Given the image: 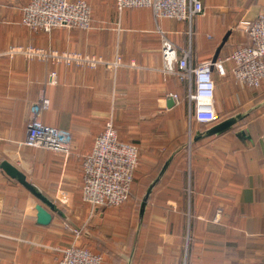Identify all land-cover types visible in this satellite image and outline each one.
I'll list each match as a JSON object with an SVG mask.
<instances>
[{
  "label": "crops",
  "instance_id": "crops-1",
  "mask_svg": "<svg viewBox=\"0 0 264 264\" xmlns=\"http://www.w3.org/2000/svg\"><path fill=\"white\" fill-rule=\"evenodd\" d=\"M29 1L0 0V264H57L55 247L82 240L99 252L102 264H264V80L258 88L242 84L227 60L226 74H218L215 90L221 120L211 127L193 126L188 84L162 70L161 52L165 34L190 49L192 58H212L231 31L219 54L226 58L246 39L243 30H235V21L264 14V0H203L204 13L195 18L191 32L185 21L156 20L149 7L111 12L108 6L112 9L114 0L87 1L91 14L95 11L93 29L37 32L21 22L22 7ZM99 6L106 10L97 13ZM28 46L108 60L120 57L123 65L113 72L104 66L47 63L8 53L12 47ZM49 75L52 80L46 83ZM44 88L50 106L42 120L71 131L74 144L67 156L24 144L31 106ZM108 117L127 126L126 137L147 144L150 169L138 177L128 205L93 208L83 198V161ZM230 119L235 122L228 128L234 130L210 131ZM4 161L22 171L56 208L7 173ZM192 169L200 187L211 186L210 196L233 202L228 209L221 202L224 207H205L198 214L193 240L200 251L188 259V238L176 230L189 227L190 216L183 226L169 220L170 213L181 212L170 197L178 194L172 195L169 186L179 171L185 172L190 199L197 192L191 188ZM65 193L68 204L60 200ZM189 199L185 213L191 209ZM39 205L52 215L49 222L39 221ZM76 228H83L82 239H75ZM230 229L236 231V240L221 236ZM205 230L219 234L206 236ZM178 245L183 248L173 251Z\"/></svg>",
  "mask_w": 264,
  "mask_h": 264
},
{
  "label": "built area",
  "instance_id": "built-area-1",
  "mask_svg": "<svg viewBox=\"0 0 264 264\" xmlns=\"http://www.w3.org/2000/svg\"><path fill=\"white\" fill-rule=\"evenodd\" d=\"M130 7H149L156 20L168 17L186 21L190 32L195 16L205 10L203 0H116L118 13ZM22 11V24L37 32L58 27L88 29L91 25V10L86 0H30L22 7ZM240 25L249 43L237 47L226 58L218 56L215 61L207 58L194 63L190 49L182 48L162 34V70L188 84L187 98L192 110L190 117H195L199 122L212 123L219 119L215 102L216 82L212 71L215 70L219 75L226 74L227 60L233 62V74L242 84L258 88L264 80V14H259L255 19H243ZM15 52L37 57L47 63L104 66L113 72L123 65L120 57L108 60L95 54L60 52L33 46L12 47L8 50L12 55ZM51 80V75L49 78L47 76L46 83ZM49 106L44 88L31 106L24 144L67 156L73 150L72 133L69 129L46 124L42 120L41 114ZM138 161V148L118 137L110 117L84 160L83 198L93 208L122 203L130 192ZM60 200L68 204L70 197L65 193L60 196ZM74 232L75 239H82L83 228H76ZM55 250L60 254L57 264H102V256L87 249L81 241L57 246Z\"/></svg>",
  "mask_w": 264,
  "mask_h": 264
},
{
  "label": "trees",
  "instance_id": "trees-1",
  "mask_svg": "<svg viewBox=\"0 0 264 264\" xmlns=\"http://www.w3.org/2000/svg\"><path fill=\"white\" fill-rule=\"evenodd\" d=\"M88 1V0H86ZM92 7V6H91ZM108 8H110V11L111 12H117V9H116V0H114V4H113V8L111 9L110 6H108ZM106 10V8L104 9V7L102 8V6H99L97 7V13H102ZM233 11V10H232ZM235 12V11H234ZM95 13V11L93 10L92 8V19H91V25L88 29H93L95 28L94 27V24H93V14ZM197 16H195L196 18ZM195 18L193 19L192 21V25H191V30H192V26H193V22L195 20ZM186 22V21H185ZM232 24L234 22H229V24ZM239 24V22H236L235 21V25H233L234 27H236L237 25ZM101 26H103L101 23H100ZM100 25H98V29H104L103 27H100ZM241 25L239 24L238 25V32L240 33L241 30H243L242 26L240 27ZM30 29V28H29ZM57 29V28H55ZM229 28H227L226 30H228ZM32 30V29H31ZM35 31V30H33ZM246 36V39L241 42V43H238L237 45H235V47L232 49L231 53L239 46H242V45H245V44H248L249 43V39L247 37L246 34H244ZM241 38H244L243 36H240V39ZM207 59V58H205ZM203 60V59H202ZM193 61L194 63H197L198 61H200L199 59L195 58L194 57V54H193ZM212 74H213V77L215 79V82H218L219 81V76H218V73L213 70L212 71ZM234 75V74H233ZM227 78V76H226ZM186 100V98H185ZM234 102V100H232ZM187 102V101H186ZM231 104V102H230ZM231 106L234 108V109H237V103L235 102V104H231ZM109 117L105 119V123H104V127H103V130L106 126V123L108 121ZM221 120V113H219V119L218 121ZM113 123H114V127L115 129H117L118 131V136L121 140L123 141H126V142H129V143H132V144H135L136 147L138 148V165L134 171V180L137 179L142 173L143 171H147L149 170V162L147 160V156L148 154H152L150 153L151 150L147 147V144L143 143V141L141 140H137V139H134V138H129V137H126V129H127V126L125 127L124 124H122L120 121H119V118H113ZM214 123L216 122H212V123H205V122H199L198 120L195 119V117H193L192 119V125L194 126V124L196 125H199L200 127H211ZM234 126L231 127V128H228L226 129V131L228 132L229 130H234ZM102 132V131H101ZM73 137V136H72ZM90 154V152L86 153L84 155V160L86 158V156ZM84 163V161H83ZM186 166L184 165H181V169L182 170H186L185 168ZM192 180H191V188L193 191H197L195 193H191V197L189 199V197H187V178H186V174L185 172H181L179 171L178 174H177V177H176V180H174L170 186H169V190L171 192V194L173 195L175 193H177L178 195L176 196L174 194V196H170L172 199L176 200L177 203H178V207H179V211L180 213H170L169 214V220H174V219H177L179 222H181L182 226L184 224H186L187 222V219H188V215L190 216L189 217V220H190V226L189 227H181V229L179 230H176V234L178 236H181V237H184V238H188V250H187V253H188V259L191 257L192 253L195 252V251H200L199 247H196V244L193 240L194 236H195V232H194V228H195V225L198 223L197 221V218H198V214L200 213L201 214V211L205 208V207H210V211L211 210H215L217 207H219L221 204V202H223V205L228 209L231 205H232V202L233 200H231V198H222L221 196L219 195H212L210 196V194L212 193V190H211V186L210 185H207V184H204L202 185V187L199 186V184L196 183L195 181V178L193 177L194 176V171L192 169ZM133 180V182H134ZM133 182H132V185H131V188H130V192L126 198V200H124L122 203L118 204V205H112V206H121V205H128L133 197V194H134V186H133ZM205 195V197H204ZM168 197V199L170 198ZM188 199L190 200V205H191V209H190V212L189 213H185V212H188ZM227 203V204H226ZM222 205V206H223ZM98 206H106V205H98ZM97 206V207H98ZM168 206V205H167ZM223 206V207H224ZM226 213V212H225ZM224 213V214H225ZM207 217H208V213H207ZM186 221V222H185ZM202 225V223H200ZM205 226V225H203ZM206 227V226H205ZM219 230V229H218ZM206 233V236H211V235H218L219 232H213V231H204ZM225 233H222L221 236L223 235L224 237H227L228 239H233V240H236L237 236H236V231L233 230V229H230L228 232L227 230H224ZM229 233V234H228ZM227 234V235H225ZM71 242L69 243H61L59 244L58 246H68L70 245ZM87 249H89L90 251L94 252V253H97L99 254V252L93 250L90 246H86L84 245ZM205 245H203V249H204ZM218 247L220 248V244H218ZM183 248L181 247L180 245L178 246H173L172 249L173 251H180V249ZM184 250V249H183ZM100 255V254H99ZM103 259V258H102ZM103 263V262H102ZM189 263V260L187 262V264ZM255 264H258V263H255Z\"/></svg>",
  "mask_w": 264,
  "mask_h": 264
},
{
  "label": "water",
  "instance_id": "water-1",
  "mask_svg": "<svg viewBox=\"0 0 264 264\" xmlns=\"http://www.w3.org/2000/svg\"><path fill=\"white\" fill-rule=\"evenodd\" d=\"M231 31H228L225 36L222 39V42L220 43V45L218 46V48L216 49L212 59L213 61H215L221 51L222 46L225 44V42L227 41V39L230 36ZM171 101H169V103H171ZM235 122V119H230V120H225L223 122H220L216 125H214L211 128V132H220L225 130L226 128H228L230 125H232V123ZM2 167L4 168V170H6L7 173H9L11 176L13 177H17L18 180L25 185L27 188H29L34 194H36L39 198H41L45 203H47L49 206L52 207V209L56 208V205L49 200L48 198L44 197L40 192H38L35 187L28 182V180L26 179V175L20 171L18 168H16L15 166H13L11 163H9L8 161H4L2 163ZM52 215L50 214V212H48L46 209H44L41 205L38 206V219L41 222L47 223L51 220Z\"/></svg>",
  "mask_w": 264,
  "mask_h": 264
},
{
  "label": "rangeland",
  "instance_id": "rangeland-1",
  "mask_svg": "<svg viewBox=\"0 0 264 264\" xmlns=\"http://www.w3.org/2000/svg\"><path fill=\"white\" fill-rule=\"evenodd\" d=\"M238 25H239V24H238ZM238 25L236 26V29H235V30L237 31V33H239V32H238V29H239V28H238ZM237 33H236V34H237ZM234 38H235V37H232V40H233L232 42H233V43H234ZM235 102H236V100H234V102L232 101L231 104L233 105V104H235ZM137 182H138V178L135 179L134 182H133V186H134V188H136ZM134 192H135V189H134ZM82 243H83V240H82Z\"/></svg>",
  "mask_w": 264,
  "mask_h": 264
}]
</instances>
